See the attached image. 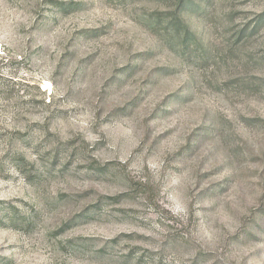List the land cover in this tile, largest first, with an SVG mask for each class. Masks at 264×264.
Listing matches in <instances>:
<instances>
[{
  "label": "rangeland",
  "instance_id": "obj_1",
  "mask_svg": "<svg viewBox=\"0 0 264 264\" xmlns=\"http://www.w3.org/2000/svg\"><path fill=\"white\" fill-rule=\"evenodd\" d=\"M190 3L0 0V264H264V0Z\"/></svg>",
  "mask_w": 264,
  "mask_h": 264
},
{
  "label": "trees",
  "instance_id": "obj_2",
  "mask_svg": "<svg viewBox=\"0 0 264 264\" xmlns=\"http://www.w3.org/2000/svg\"><path fill=\"white\" fill-rule=\"evenodd\" d=\"M178 7L169 12H164L163 14H155L151 19H149V24L147 27L150 29L152 34L158 37H162L163 34L172 33V41H175L177 45L185 46L186 43L192 42L195 46H199L200 44L197 42L195 38L192 36V32L189 26L182 18V13H184L185 9L193 3H190V0H177ZM201 3L198 5V9H202ZM203 14V12H201ZM190 44V43H189ZM189 49H184L183 53L188 52ZM191 52L193 50H190ZM189 51V52H190Z\"/></svg>",
  "mask_w": 264,
  "mask_h": 264
},
{
  "label": "bare ground",
  "instance_id": "obj_3",
  "mask_svg": "<svg viewBox=\"0 0 264 264\" xmlns=\"http://www.w3.org/2000/svg\"><path fill=\"white\" fill-rule=\"evenodd\" d=\"M47 86L49 87V84L47 83Z\"/></svg>",
  "mask_w": 264,
  "mask_h": 264
}]
</instances>
